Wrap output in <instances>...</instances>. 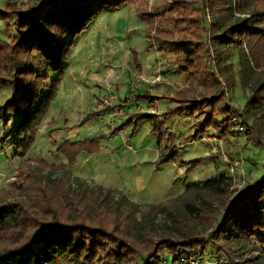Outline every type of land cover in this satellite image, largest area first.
I'll return each mask as SVG.
<instances>
[{"label":"trees","instance_id":"1","mask_svg":"<svg viewBox=\"0 0 264 264\" xmlns=\"http://www.w3.org/2000/svg\"><path fill=\"white\" fill-rule=\"evenodd\" d=\"M141 1L30 0L23 8L17 0H4L0 90L7 88L11 95L0 105V152L12 139L15 158L30 153L76 41L104 10L118 11ZM138 16L149 26V46L171 53L189 87L200 90L191 93L188 87L172 96L155 92V85L135 93L134 101L154 108L164 99L176 107L160 114L157 109L127 113L110 136L127 130L132 141L142 124L152 123L150 134L159 147L156 166L180 164L188 175L206 160L217 162L219 155L183 161L180 145L209 138L221 148L223 142L234 144L239 116L249 144L246 151L260 150L264 159V0H167L150 11L140 9ZM131 55L140 74L139 54L132 50ZM238 88L249 94L241 108L230 99ZM176 117L194 121L192 134L177 145L167 125ZM105 139L99 133L54 146L74 166L81 153L99 152ZM262 167L264 172V163ZM24 168L12 186L31 190L40 206L29 210L19 203L0 205V264H55L59 259L71 264H160L163 258L177 264L183 255L219 260L217 264H225L222 257L227 264H264V173L235 193L229 168L224 169L217 177L186 181L180 196L153 205L137 204L125 192L95 184L86 188L90 194L83 192L81 208L70 203L74 211L63 219L46 180ZM105 209L112 214L110 227L102 217ZM201 230H210L211 242Z\"/></svg>","mask_w":264,"mask_h":264},{"label":"rangeland","instance_id":"2","mask_svg":"<svg viewBox=\"0 0 264 264\" xmlns=\"http://www.w3.org/2000/svg\"><path fill=\"white\" fill-rule=\"evenodd\" d=\"M17 1L23 8H26L30 2L29 0ZM165 1L167 0H144L132 4V6H126L118 11L104 10V12L99 14L97 20L90 26L89 30L76 41L74 46L76 48L80 45V50L77 52L78 54H76V59H73L75 49L73 48L74 51L72 49L73 52L71 51L70 53L67 60L68 64L64 72H67V77H71V80L68 79L65 84L67 88H75L77 90L82 88L87 93L85 97H82V103L78 104L79 107L72 106V110H70V112L73 111L74 115H76V110L80 111L78 117L79 123L75 125L74 128L80 127L77 131L80 132L79 134H83L81 136L97 135V128L101 130L100 132H105L107 136L110 135L109 133L112 132L113 128L119 125V122H122L126 113L136 111L150 113V111L157 109L160 114L176 107L173 103L165 100L156 103L157 108H154L147 102L139 103L133 101L132 99L135 93L143 89H149L150 86L159 85V89L155 90V92H162L160 89L162 86V90L172 96L181 89L185 88L188 90L189 83H187L185 77L177 71L174 56L168 52L161 53L156 47L149 46V44H151V40L149 39V26L143 23L138 16L140 9L143 11H150L153 7L159 6ZM3 4L4 0H0V5L3 6ZM2 31L3 25L0 23V38L2 37ZM132 50H136L139 54L138 58L142 66V72L140 74L136 72L132 65ZM109 86L110 89L107 90ZM189 88L191 93H197L200 90L196 86ZM92 89L97 91L96 95L88 91ZM103 94H105V96ZM10 95L9 89H1L0 105L3 104ZM248 95L249 94L238 88L236 92L232 95L230 94V99L236 106L241 108L244 104V99L248 97ZM104 100H107V103H105ZM84 101H86V103H84ZM83 105L87 106L85 110ZM115 107L122 111L121 115H114ZM67 109L69 110V107ZM107 109L108 111L106 112ZM100 112H106V114H102L103 117L101 120L100 118H98L99 120L93 119L96 124H92L93 121L86 122L85 119L89 116L84 118L85 114L92 115L93 113ZM66 115L67 117L70 116V113L66 112V110L64 113L58 115L57 123L61 128L66 126L67 121L69 122V120L64 117ZM75 118L76 116L74 119ZM193 123L194 121L188 117H176L167 124L170 131L174 132L177 136L178 141L176 145L180 143L182 139L192 134L193 131L191 126ZM44 124L45 122L43 125ZM13 126L14 123L11 124V127ZM151 128L152 123L145 122L138 128L137 134L139 133L143 140L147 138L148 133L146 132H149ZM1 129L0 124V135L3 133ZM9 130L10 128L6 130V133ZM52 132L53 131H43L41 136H39L40 141L37 142L36 138V142L32 146L30 153L22 159L14 157L15 151L12 145V139L7 141L2 152H0V205L19 203L21 207H26L29 210H36L40 206V201L36 202V199L32 196L33 192L31 190H23L22 192L12 186L18 170L23 165L25 166L24 169H26V172H32V174L39 175V177L46 180L48 184L47 188L51 190V196L55 207L61 208L63 212V219L67 218L68 212L74 211V205L71 204L77 203V206L81 208L79 201L81 198L85 197L84 195L86 192L88 194L91 193V190L86 188H92L95 184H98L96 183L98 181L93 177L88 178V181H77L78 179L74 177L72 171H69L70 174L64 171V169L68 170L67 167L63 165L66 160L61 154L56 152L54 143L56 142L59 144L60 142L57 141L63 139L64 136L67 135L65 133L53 135ZM129 134L127 130H122V132L113 134V138L116 139L115 144L111 146L114 155L118 154L121 157L138 155L139 148L134 147L138 138L131 142L129 141ZM149 138L155 137L151 135ZM240 142L243 141L241 140ZM237 143L226 144L223 142L221 144L222 148L217 144L218 150L215 152L218 153L217 156L219 155L216 157L217 162L211 160L214 165L210 164L209 169L207 167L208 165L202 164L199 166L200 177L205 180L210 179V177H217L224 169V171H227L229 168L228 173L231 177V188L235 193L239 192V190L244 188L248 183L251 184L256 177H261L264 173L262 167L264 163V159L262 158L263 153L257 149H252L251 152L242 151L243 157L245 158V156H248L250 160L245 162V173L247 176L244 185L240 188L242 180L238 179V174L235 173L236 170L231 171V163L235 161L236 152L239 147ZM181 146L180 158L183 161L195 160V158L201 157V152L204 149L203 147L210 148L209 153H214L213 151L211 152V148L214 146H207L203 140H195L193 143L182 144ZM144 157L148 160L154 158L153 160L156 161L159 157V152H154V149H151L144 153ZM165 166H162L163 168L160 172H155V174H150V176H147L149 173L144 175L145 181L148 182L151 180V184L153 182L160 186L162 190L170 194H176L178 188H181V186L183 187L186 178L177 181V183H175L176 185L174 184V186H172L171 181L172 178H175L173 175L175 170H171L170 172L168 167ZM179 166L180 164H174V167ZM181 177L184 176L182 175ZM21 181H23V179H21ZM20 186H22V184ZM84 191L86 192L83 193ZM111 215L110 210L105 209L102 216L108 220L109 227L112 223V220H109ZM200 232L207 241L211 242L209 237L211 233L210 230H201ZM206 260H209V262L204 264H213L210 259L206 258ZM55 264L71 263L59 259Z\"/></svg>","mask_w":264,"mask_h":264},{"label":"crops","instance_id":"3","mask_svg":"<svg viewBox=\"0 0 264 264\" xmlns=\"http://www.w3.org/2000/svg\"><path fill=\"white\" fill-rule=\"evenodd\" d=\"M79 47L80 45H78L76 48L75 46L73 47L75 49V52H74L75 54L73 56V59H76V54H78L77 52L80 50ZM63 77H64L63 82L61 86L59 87V89L57 90L58 92L57 97L55 101L52 102L50 106L51 107L50 111L44 120L45 124L41 128L40 127L38 128V131L36 134L37 142L40 141L39 136H41L43 131H46V132L53 131L52 132L53 135L65 133L67 136H64L63 139L57 141L60 143L64 141L65 139H69L72 142L84 140L87 138L93 139V137L98 136L99 132L101 131L97 128V131H98V133H96L97 135L81 136L83 134H79L80 132L77 131L80 127L74 128L75 125H78L79 123L78 117H79L80 111L76 110V115H74L73 111L70 112V110H72L71 109L72 106H76L78 108L79 107L78 104L82 103V97H85L87 93L82 88H80L79 90L75 88H67L65 84L67 83L68 79L71 80V77L70 76H68L69 78L67 77V72L66 73L64 72ZM160 89L163 92V94L167 93L162 90V86L160 87ZM145 90L146 89H143L141 91H145ZM88 91L90 93L92 92L93 95L97 94V91L95 89L88 90ZM90 93H89V96H90ZM164 100L167 101L166 99ZM164 100H159V101H164ZM159 101H157L156 103H158ZM84 103H86V101H84ZM83 106L85 110L87 106L85 105ZM68 107H69V110L67 109ZM65 110L66 112L70 113L69 117H67V115L64 116L65 119L69 120V122L67 121L66 126H64V128H61L60 125L57 123V118H58V115L60 113H64ZM131 113H135V112H131ZM131 113H128V114H131ZM99 114L100 113H93L92 115L85 114L84 118H87L89 116L87 119H85L86 122L93 121V119L99 120L98 118H100L101 120L103 116ZM75 116L76 118L74 119ZM12 123L15 124L14 120L12 121ZM94 123L95 122L93 121L92 124ZM150 131L151 130H149V132H146V133H148V135L151 136L152 134H150ZM100 133L104 134L106 136V139L101 141V149L99 152L95 153L94 155H88L87 153H81L79 157L77 158V161H76L77 164L74 166H70L69 164H66V162L65 164H63L64 166L67 167L69 171L73 172L74 177L77 178L78 180L81 179L82 181L84 180L88 181V178H91V177H93L94 179L96 178V180L98 181L96 183H98L99 185H102L103 187L108 188V189L112 188V189L123 191L127 194L129 199H131L133 202L137 204L139 203H144V204L156 203L157 204L159 202H162L167 199L181 195V193L184 191L183 188H184L186 181L195 182L198 180H205L200 177V174H199L200 167L199 168L197 167L195 171L191 172L190 174L185 175V170H186L185 166L180 165L179 167H174V164L166 165L168 169L170 170V172L171 170H175L173 174L175 178H172V181H171L172 186H174V184L177 183V181H181V179L183 180L184 178H186L184 180L183 187L181 186V188H178L176 194H170L166 192L165 190H162L160 186L156 185L155 183L152 182L151 184L150 183L151 180L148 182L145 181L144 175H147L149 173V175L147 176H150V174L152 175V174H155V172H160V170L163 168V167L156 166L155 164L156 161L153 160L154 158L152 160H148L147 158L144 157V153L148 152L151 149H154V152H159L158 141L155 140L156 138L150 139L149 138L150 136L147 135V138L142 140L141 135L138 133L139 136L137 134L136 137L133 139L135 140L136 138H138L134 146L136 148L137 147L139 148L138 155L121 157L118 154L114 155L113 149L111 148V146H113L116 142V139L113 138L114 136L113 135L107 136L105 132H100ZM203 141L209 147L215 144L214 138L204 139ZM181 148L182 146L180 145V151H181ZM203 148L204 149L201 152V155H202L201 157L208 156L210 152V148H207V147H203ZM186 161H191V160H186ZM210 164L214 165L211 160H206L203 163V165H208L207 166L208 169L210 168ZM180 175L181 176L183 175L184 177H181Z\"/></svg>","mask_w":264,"mask_h":264},{"label":"built area","instance_id":"4","mask_svg":"<svg viewBox=\"0 0 264 264\" xmlns=\"http://www.w3.org/2000/svg\"><path fill=\"white\" fill-rule=\"evenodd\" d=\"M110 89V86L107 87V90ZM105 96V94H103ZM105 103H107V100H104ZM122 111L118 110L117 107L114 108V115L119 116L121 115ZM240 117L238 116L234 122H235V127L234 130L237 132V138L235 139L234 143H237L238 141V149L236 152V157H235V161L231 163V171L236 170L235 173L238 174V179L242 180V183L240 185V188L244 185V181L246 178V173H245V162L246 159L243 157L242 155V151H246L249 148V144H247L246 142V135H245V130L243 128V126H241L239 124L240 122ZM121 122H119L120 124ZM243 142H240V141ZM214 143L213 144V148H211V152L213 151L214 153L217 152L218 150V142L216 139H214ZM209 262V260H206L205 257H197V256H192V257H187L185 255H183L182 257L179 258L178 263L177 264H204ZM221 263H225L227 264L228 260H226L225 257H222V259H220ZM211 263L213 264H217L219 263V260H212ZM160 264H171V262L167 259V258H163V260L161 261Z\"/></svg>","mask_w":264,"mask_h":264}]
</instances>
